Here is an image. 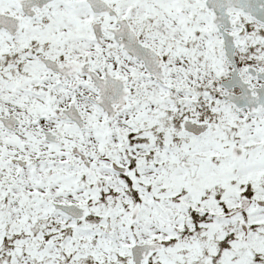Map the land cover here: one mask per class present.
<instances>
[{"label": "snow or ice", "instance_id": "6c2138e0", "mask_svg": "<svg viewBox=\"0 0 264 264\" xmlns=\"http://www.w3.org/2000/svg\"><path fill=\"white\" fill-rule=\"evenodd\" d=\"M0 264H264V0H0Z\"/></svg>", "mask_w": 264, "mask_h": 264}]
</instances>
